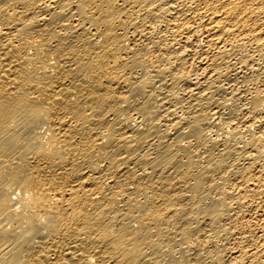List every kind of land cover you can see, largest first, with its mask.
Returning a JSON list of instances; mask_svg holds the SVG:
<instances>
[{"label":"bare ground","instance_id":"1","mask_svg":"<svg viewBox=\"0 0 264 264\" xmlns=\"http://www.w3.org/2000/svg\"><path fill=\"white\" fill-rule=\"evenodd\" d=\"M0 264H264V0H0Z\"/></svg>","mask_w":264,"mask_h":264}]
</instances>
